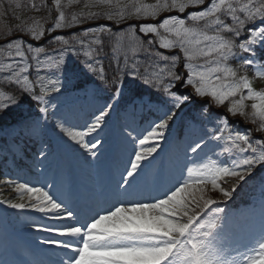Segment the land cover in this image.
<instances>
[{
	"label": "snow or ice",
	"instance_id": "1",
	"mask_svg": "<svg viewBox=\"0 0 264 264\" xmlns=\"http://www.w3.org/2000/svg\"><path fill=\"white\" fill-rule=\"evenodd\" d=\"M205 4L206 0H162V2L158 0L155 6L136 7L132 5L136 7V15L144 11L153 18L162 10L174 9L184 14L190 7L194 9L188 12V18L192 21L207 23L214 18L217 35L204 36V41L210 42L206 44L207 51L199 47L201 44L199 40L195 41L196 49L190 50L186 46L191 44V41L186 38L192 34V30L185 27L184 18L170 16L160 23L159 28L174 33L177 38H180L178 41L162 38L159 47L163 49L180 48L185 59L183 73L177 67L179 58L176 55L162 56V60L168 61L166 66L152 69L149 65L143 72L135 64L129 67L127 60H125L124 67H120L117 61V69L122 75L109 83L101 62L104 45L100 37L108 34L109 38L119 39L118 30L121 29L125 17L108 16L109 21H115L114 25L98 24L96 26L98 35L92 43L97 47L92 48L89 44V50L83 52L86 58L81 61L82 67L72 65L70 58H78L81 55L80 49L85 47V41L73 37L72 42L67 39L63 40L67 47L54 50L59 51L61 56L58 63H51L49 57L43 60L38 59L37 56L32 57L36 63L35 71L38 74L36 80H30L26 74L31 68L30 64L5 78L9 87L17 86L20 95L15 98L10 96V104H0V116L9 110L18 111L19 115L7 129H0V135L9 137L7 142L0 144V155L5 153L18 155L23 142L30 140L38 145L36 148L38 155L35 156V160L41 165L36 181L39 187L29 186L31 182L28 181L17 184L18 193L21 190L26 191L30 194V200L33 195L35 196V201L27 205L10 203L9 206L15 209L27 207L40 213L42 217L54 221L52 224L38 225L37 230L54 232L57 237L62 238H48L43 241L45 244H53L64 250L65 255L58 259L56 264H264V232L256 241L258 248L242 254L240 240L235 239L230 232L220 226L221 214L225 210L218 207L219 201L208 199L201 205L190 188L195 184L197 185L195 192L203 193L204 187L201 185L211 182L214 188L219 187L217 180L220 176H231L237 180V185L231 192L220 188L224 197H230L235 188L239 186V182H246L254 174L257 166L264 167V138L253 141L249 132L240 133L235 130L230 131L225 137L222 131H217L216 127L206 131L202 130L201 135L191 143L183 142L185 163L179 176L169 181L158 180L144 193L130 194L138 178L145 172L146 164L150 163L148 158L157 152L160 146L159 141L167 142L168 135L171 134V125L175 123L176 117L185 106L199 98L198 115L193 121L197 123L212 109L213 104L217 107L222 106L229 97L235 96L240 91L241 82L230 86L229 91L215 88L209 91L206 87L209 76L213 73H223L225 77L236 75L231 68L220 64V61H228L230 58L237 57L238 54L234 52L236 47L234 40H241L244 37L239 44L241 52L246 54L241 57L244 66H251L264 57V0H248V3L241 4L239 7L226 0H220L219 3L216 0H210L206 7L195 8V6ZM222 15H226L232 23L228 24L221 20ZM87 19L95 21L96 16H89ZM169 20L173 21L171 26ZM70 27H72L71 24L61 21L55 24L56 29ZM96 28L86 29L85 35L95 31ZM246 29L247 36L245 37ZM138 30L145 36L160 34L158 28L149 22L139 23ZM220 31L230 34L233 38H225L219 34ZM43 35V31L39 33L31 31L34 40L39 41ZM54 39L63 38L56 36ZM153 43H155L154 40H148L149 47ZM23 44V40L18 41L16 58L26 57L25 51L21 50ZM76 45H79V49ZM27 47L29 50L33 48L31 44ZM35 51L42 53L43 49L37 48ZM144 51L147 53L148 49L145 48ZM148 54L151 55V53ZM194 54L214 57L212 62L217 66L206 71H193L188 61L193 58ZM0 67L9 69L13 65ZM41 72L51 77L46 83V77L40 75ZM125 73L127 81L123 75ZM261 74L264 75V73ZM216 79L219 80L220 76L217 75ZM241 79L242 87L248 89L251 94L252 90L248 80ZM101 86L114 90L111 91L104 104L96 107L95 113L98 114H92L91 123L85 121L84 124L79 125V127L86 125L87 131H73L72 128L77 125L73 124L69 114L62 107L66 99L65 94L71 92L88 97L89 94L100 90ZM0 87L4 85L0 84ZM37 88H39V93L36 91ZM125 97L127 99L124 111L131 119L125 127L131 131H127L126 134L122 133L123 142L127 146V156L122 159L123 167L115 179V190L125 198L118 202L130 204L131 207H115L114 211L109 210L110 205L100 207L97 212L106 214L99 215L98 218L96 214H92L86 219H79L80 213L76 206L79 199L75 177L76 163L70 157L62 159L60 149L64 146L78 145L83 150L81 155L87 154L84 156L86 162L91 163L88 160L89 156L98 160L105 143L104 139L100 138V134L108 125L111 111ZM252 107L258 108L259 106L253 104ZM145 112L153 117L148 121V126L152 127L149 136L157 141L155 147H144L148 137L134 146L136 140V136L133 135V132H136L133 126L134 117L138 113ZM237 112L246 119L248 118V114L240 110L239 102H237L236 109L228 108V113L232 115H236ZM259 116L260 127L256 131L264 132V109H260ZM217 119L225 124L228 123L227 116ZM188 126L186 123L185 127ZM49 127L58 130L55 138H46L45 133ZM61 133L63 136L60 135ZM65 136L67 140L64 139ZM86 137L91 139H86ZM92 140L95 142H91ZM209 140H226L229 148L245 154L244 158L238 163L233 161L231 167H218L207 174L201 172L193 175V169L188 165L197 158L199 150L207 147ZM68 141L74 142V145H69ZM242 144L246 147H242ZM137 147L141 150H136ZM133 152L135 153L134 158L132 157ZM249 152L251 154H248ZM53 162L57 163L58 171L63 177L64 192L56 188V180L48 175V169ZM129 163L130 167H128ZM125 172L126 175H124ZM49 179L51 183L48 182ZM13 182L11 179L6 181L9 184ZM209 212L212 214L209 215ZM89 220L91 222H88ZM0 264L4 262L0 261Z\"/></svg>",
	"mask_w": 264,
	"mask_h": 264
},
{
	"label": "rangeland",
	"instance_id": "2",
	"mask_svg": "<svg viewBox=\"0 0 264 264\" xmlns=\"http://www.w3.org/2000/svg\"><path fill=\"white\" fill-rule=\"evenodd\" d=\"M43 1L48 2V0H43ZM160 2H162V0H160ZM208 2H210V0H208ZM216 2L219 3L220 0H216ZM226 2H232V3H234V6L239 7V5H241V4L248 3V0H226ZM157 3H158V0H52V4H53L54 8H56V9L62 8V5H64L65 7H69L70 5H72L71 6L72 8H76L75 10H73V13L78 18H70L69 20L66 21V23L71 24L72 27L56 29L55 24L58 21L63 22V20H64L63 17L61 20V15H60L58 17V20L56 21V23L49 26L51 29V31H49V32L50 33L51 32H64V31L71 30L72 28H74L76 26H81L83 24L90 23V22H96L97 23L98 21L99 22L107 21V22H111L114 24L115 21H109L108 16H124L125 19L122 21L121 29L118 30L120 38L119 39H117L115 37L109 38L108 34L105 35L106 39H110V40H107V41H109V53H110V57L112 58V67H110V68L114 69V66H115L116 72H118L119 76H121L122 73L117 69V61L119 62L120 67H124L125 60H127L129 67H131L133 64H135L136 66H138V68L140 69L141 72H143L145 70V68H147L149 65L152 66V69H155L157 67H163V66L167 65L168 61L160 59L158 62L157 59H155V58H152V59L150 58V60L148 59V57L151 56L148 53L152 52V50H151L152 46L151 47L148 46V40L149 39L153 40L154 37L152 38L151 34H148V36H145L142 33L136 35L134 31L138 30V25H129L127 23V22H134V21H137L139 23H141V22L153 23L158 28V31L160 33L159 34L160 36L152 34V35H155V39H157L158 44L160 43L162 38L165 40L178 41V39H180V38H177L174 35V33L165 31L164 29L158 27V24L162 23L163 19L168 18L170 16H174L175 13L178 12L177 10L173 9V10L159 11L158 15L155 18H153L150 15H147L144 11H141L140 15H136V7L155 6ZM133 4L136 7H133L132 6ZM205 5L204 6H195V7H205ZM59 12H61V10H59ZM1 14H2V9L0 8V16H1ZM237 14H239V13H237ZM93 15L96 16L95 21L87 19V17L93 16ZM40 19H42L41 16H40ZM160 19H161V21L158 22L157 20H160ZM187 19H188V17H187ZM190 22H196V21L190 20ZM172 23H173V21L169 20L170 26L172 25ZM3 24L0 21V31L4 30ZM125 25H128V27H125ZM188 26H190V25L186 20L185 21V27L189 28ZM92 28H96V27H92ZM85 30L81 33L82 36L79 33L70 32V35L67 33H65V36L59 35L63 39L57 40L60 42V44H64L63 40H65L66 38H73V37H76L77 39H83L85 41V47L83 49H80L81 55L78 58H76V57L70 58L71 63L74 66L82 67L81 61L86 58L83 55V52L89 50V47H88L89 44H91L92 48L97 47L92 42L95 41V39L97 38L98 28H96L95 31L89 33L88 35H85ZM27 31L31 35V31H36V30L32 27H29L27 29ZM38 31H41V29H38ZM200 38L204 39V34H202V33H199V34L196 33L195 34L192 32V34L190 36H188L186 39L190 40L191 44H193V43L195 44V41L199 40ZM67 40H69V39H67ZM17 43H18V41H11V43H9V44L6 43V44H3L0 46V66L9 65V64L13 65V67L9 68V69H4V68L0 67V75L6 74V77H7V76L12 75L14 72H18L21 67H25L29 64L30 65L33 64V65H31V68L29 69V71L26 73L29 76V79L31 80L32 76H35L38 74L35 71L36 63H30L29 54H31L32 57L37 56L38 59H41V60L45 59L46 57H49L51 63H58L59 60L61 59V56H60L59 51H54V50H60V49H63L64 47H67L66 45L63 47H53L54 50L50 51L49 53H46L45 51H43L42 53H37L35 51V49H37V48H35L31 53L29 49L25 50L21 46V50L25 51V53H26V57L21 59V58L15 57ZM207 43L208 42L204 41V43L199 45V47L204 48V50L207 51V47H206ZM186 46L190 48V44L186 45ZM76 47L79 49V45H76ZM145 48L148 49L147 53L144 51ZM165 50H162L164 52L163 55L159 54L161 56H157L156 58H161L162 56H164V57L173 56V54L176 52V51H170L171 49H165ZM103 51L105 52L104 49H103ZM56 52H58V53L56 54ZM201 57H204V56H201ZM65 59H69V57H65ZM212 61L209 60V61L202 63V64H198V63L194 64L191 62H189V63L192 66V70L198 72V71H206V70H210L212 68H215L217 65L214 64ZM183 64H184V61H182L179 58L177 67H178L179 71L182 73L185 71L183 68ZM220 64H221V66H226L225 64H222V63H220ZM253 65H254L253 67H254L256 74H258V77L262 78L264 80V75L261 74V73H264V69L257 70V68H256V66L259 65V62H256ZM229 68H231V67H229ZM41 75H44L45 77H47L46 73H42ZM123 75L125 77V80L127 81V74L125 73ZM217 75L220 76L219 80L216 79ZM232 77H234V76L229 75L228 78H226L223 73L211 74L209 76L208 84L206 86L207 90L211 91L213 88H215L217 90L229 91L230 86H233L236 82H241L240 91L237 92L235 96L229 97V99L226 100L227 103L225 105L220 106L221 108L219 110H223L224 114H222V116H227L229 122H235V121L238 122L237 127H236V131H239L240 133L248 132L242 124H249L248 128L251 130H254V133L257 135V139L264 138V132L256 131V129L260 127L259 111H260V109H264V89H258L257 90V89L251 88L252 91H251V94H249L248 89H245L242 87V79H241V78L247 79L249 82V78H245L243 76H238L236 81H231L229 78H232ZM36 78H37V76H36ZM114 80H116V77L114 78ZM46 82H47V79H45V83ZM36 91H39V88H37ZM189 91H191V89H189ZM97 92H95V93H97ZM69 94H67L66 96H69ZM197 99H199V98H197ZM206 99H208V98H206ZM237 102H239V108L243 112L245 109L244 104L248 105V108H249L248 115L257 120V125H255L253 123H247L248 121H246L245 117L240 115L239 112H237L236 115H232V114L228 113L229 107H233L234 109H236ZM10 103H11V100L9 99V97L5 96L2 92H0V104H10ZM253 104L258 105L259 107L253 108L252 107ZM196 115H198V114H196ZM191 119L193 121L195 120L192 118V113L190 114L189 118H186L185 123L188 124L189 120H191ZM149 120H151V119H149ZM133 126L136 129L138 128V125L136 122L134 123ZM223 127H224V124L221 126V129ZM144 128L145 129L143 130V132H140V131L139 132H133V135H137V134L139 135L140 133H142L140 138L136 142H134V146L138 145L140 140L145 139V137H148V139L145 141L144 147L145 148L155 147L157 144V141L154 138L149 136V133L152 131V127L148 126V123H146V124H144ZM203 130L206 131L208 129L205 128ZM230 131L231 130L228 129V130L222 132V134L225 137H227L229 135ZM103 132H106V131H103ZM201 132H196V133L201 134ZM249 133H251V132H249ZM60 135L63 136L62 133ZM184 135H185V133L182 132V136H184ZM170 136H171V134L168 135V139L171 138ZM187 137H189V135L182 137L180 139V141L174 140L172 142V146L177 147ZM64 139L67 140V137L65 136ZM103 139L105 141V143L103 145V151L99 154L98 160L89 156L88 160H90L91 163H88L85 161V159L83 158V155H81L83 150L80 149L78 145H74V142L68 141L69 145H74L70 148H72L74 150L75 154L79 156L80 162L83 165L82 169L84 168L85 170H87V174L89 176H91L93 179H97V180H100V178H101V168H102V166L105 165V158H106L105 154H106L107 149L109 147L108 136L105 135ZM209 141L211 142L208 144L209 147H213V144H215L216 147H217V145H220V147H217V149L223 154L224 160L228 161V163L226 165L230 164L232 166L233 161L238 163L239 160L244 158L245 154L240 153L236 149L229 148V144L226 140H220V141L209 140ZM253 141H255L254 138H253ZM163 142H164L163 140L159 141L160 146L157 148V151L160 148L162 149L163 144H164ZM191 142H188V143H191ZM196 142H198V141H196ZM169 143H171V140L168 141V143H166V145ZM123 144H125V143L123 142ZM241 146L246 147V146H243V144ZM123 147L125 148L124 152L127 153V150H126L127 146L123 145ZM225 149H228V150L225 151ZM136 150H141V149L137 147ZM132 154L135 156L134 152ZM248 154H251V153L249 152ZM84 155L86 156L87 154L84 153ZM155 155H157V153H153L152 157H149L148 160L150 161L153 158V156H155ZM221 160H222L221 156L219 158H212L211 159V158H205L203 156L197 155V158L195 160H193V162L191 164H189L188 166L192 167L194 175H198L201 172H204L205 174H207L206 172H208L209 170L214 171L218 167H227L225 164L219 165L216 163V162H219ZM178 162L184 166V163H185L184 160H181ZM260 167H262V166H260ZM54 168H55V164H51L49 169H48V175L50 178H54V173H56L54 171ZM147 168H148V164H146V166H145V172L142 174V176L140 178H138L137 183L134 185V187L136 188V191H138L139 194L143 193L144 191H147L150 187H152L158 181L157 176L160 177V176H163V174H164V176H166V179L164 177H162V179L164 181H169L170 179H174L177 176L167 164H163L161 167H158L157 165L156 166L150 165L148 170H147ZM185 171H186V169H185ZM179 174H180V172H179ZM262 177H264V174ZM262 177L259 178V180H257L258 183H256L254 192H252V194L260 192L264 188V179H262ZM223 178H227L229 180L233 179V180L237 181L235 177L222 175L217 180V184L219 185V187L214 188L212 186L211 182L207 183L206 185H201L202 187H204L203 193L195 192L197 185L193 184L190 186L191 190L194 192L196 199L200 202L201 205H203V203L208 199L219 201L218 206L224 205L227 201H229V197H227V198L224 197L222 192L220 191V188H223L225 190L224 186L222 185ZM0 180L6 181L5 178H2ZM48 182L51 183V179H49ZM243 182L244 181H241L239 183H243ZM58 185H59V182L56 181V187ZM9 194H14V197L12 198V200L9 203H25L27 205V204L35 201V196L33 195L31 200H30L29 199L30 194L27 193L26 191L21 190L18 193L17 192V184H15V183H11V184L7 183L4 187L0 185V198H4V197L8 196ZM253 199L256 200V202H254V203L261 202V201L264 202V194L262 193V194H258L256 196H253ZM146 202H153V201H146ZM194 206L195 205H193V207ZM249 207L248 208L247 207L238 208V210L236 211L237 213H235V214L226 213L225 215H223V217H221V220H220L221 228H223L227 232H230V234L235 239L240 240V251L242 254H246L247 252L251 251L253 248H258V244L256 243V241L259 239L260 234L262 232H264V217L252 215L251 209ZM219 208H221V207H219ZM25 209L28 211L32 210V209L27 208V207ZM208 214L211 215L212 213L209 212ZM46 225H47V223H46ZM35 230H36V232L35 231L32 232L33 233L32 237H33V239H35L37 241L43 242L45 240V237H47V236H49L50 238L56 237V234L54 232L41 231V230H37V229H35ZM47 233H50L51 235H49ZM0 243H3V242H0ZM5 249H6V251H8L7 245L5 246ZM0 250L2 252H5L4 247L1 245H0ZM233 255H235V253H233Z\"/></svg>",
	"mask_w": 264,
	"mask_h": 264
},
{
	"label": "trees",
	"instance_id": "3",
	"mask_svg": "<svg viewBox=\"0 0 264 264\" xmlns=\"http://www.w3.org/2000/svg\"><path fill=\"white\" fill-rule=\"evenodd\" d=\"M16 88H12V90H15Z\"/></svg>",
	"mask_w": 264,
	"mask_h": 264
}]
</instances>
